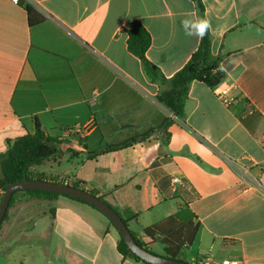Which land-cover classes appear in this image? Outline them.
Listing matches in <instances>:
<instances>
[{"label": "crops", "instance_id": "obj_1", "mask_svg": "<svg viewBox=\"0 0 264 264\" xmlns=\"http://www.w3.org/2000/svg\"><path fill=\"white\" fill-rule=\"evenodd\" d=\"M25 2L46 21L30 27L24 6L0 0V155L39 121L59 155L33 171L136 214L130 229L150 250L144 230L187 209L200 229L185 261L264 264V0H202L226 77L214 89L193 82L184 119L157 100L162 86L129 52L126 30L146 28L147 58L170 78L200 44L181 25L199 18L192 1ZM36 206L15 199L0 230L7 264L31 234L48 243L47 264L51 253L56 264H136L92 207L66 197Z\"/></svg>", "mask_w": 264, "mask_h": 264}, {"label": "trees", "instance_id": "obj_2", "mask_svg": "<svg viewBox=\"0 0 264 264\" xmlns=\"http://www.w3.org/2000/svg\"><path fill=\"white\" fill-rule=\"evenodd\" d=\"M190 1L196 5L199 18H206L205 7L202 0ZM19 4L25 7L30 27L40 25L46 21V17L38 12L32 5L25 4L23 1H20ZM126 33L127 48L131 54L141 61L144 74L148 80L162 86L157 100L178 119L185 118V107L189 99L190 86L193 82H199L210 89H214L219 86L226 77L224 70H221L222 56L214 55L212 52L210 30L200 39L199 47L192 54L188 63L170 78L166 77L161 70L153 65L147 58V52L151 46L152 38L146 28L140 22L134 21L130 28L126 30ZM58 155V140L50 137L44 131L39 121L36 122L34 134L9 141L6 152L0 155V167L2 170V177L0 178V192L2 195L0 197V202L7 185L10 183L28 179L63 184L64 180L47 177L45 174H39L33 171V168L41 166L46 161ZM71 186L83 189L78 183ZM88 192L104 201L103 197L96 192ZM19 193H23L33 199L47 201H52L59 197H66L70 200L88 205L100 212L88 203L69 196L43 191H19L12 196L8 212L0 226V230L4 222L8 219L9 211L13 207L15 198ZM112 209L124 220L129 229V223L137 220L136 214L122 215L117 209L113 207ZM101 214L104 215L103 213ZM104 217L106 216L104 215ZM193 218L194 216L185 209L164 221L146 228L144 233L152 242H159L163 245L165 252L164 257L189 263L183 259L182 251L185 248H190L198 235L200 226L192 222ZM106 219L109 221L110 226L116 229L108 217H106ZM130 231L139 245L151 251L149 245L141 242L131 229ZM117 250L124 258H129L135 261L136 264H149L137 257L129 249L120 234Z\"/></svg>", "mask_w": 264, "mask_h": 264}, {"label": "water", "instance_id": "obj_3", "mask_svg": "<svg viewBox=\"0 0 264 264\" xmlns=\"http://www.w3.org/2000/svg\"><path fill=\"white\" fill-rule=\"evenodd\" d=\"M19 191H43L48 193L60 194L79 199L98 209L114 224L117 231L129 247V249L144 262L149 264H191L182 261H177L164 256L156 255L151 251L146 250L139 245L131 233L130 229L124 220L99 197L90 192L57 182L37 181L24 179L19 182L10 183L7 185L2 200L0 202V226L8 212L10 201L14 193Z\"/></svg>", "mask_w": 264, "mask_h": 264}, {"label": "rangeland", "instance_id": "obj_4", "mask_svg": "<svg viewBox=\"0 0 264 264\" xmlns=\"http://www.w3.org/2000/svg\"><path fill=\"white\" fill-rule=\"evenodd\" d=\"M19 196H23L27 198V201H29L31 204L38 205V207L36 206L35 208V211L38 213H42L43 211H47L49 209V207L46 206V204L49 202L47 200L33 199L23 193H19L15 199H17V197ZM2 236L3 234L0 232V250L2 249V244H3ZM24 239L25 241H28L29 244L25 247H21L20 249H17L14 252V256L12 257L10 264H43V263L47 264L48 253L46 252V248L48 247V243L44 244V246L38 245L39 243L43 244V242H39V239L37 237H34L32 234L31 237H27ZM5 244L6 243H4V245ZM156 244L157 245L155 246L153 245V247L151 248V252H153L156 255L164 256L165 252L163 245L159 242H156ZM52 255L53 253H51L50 262H53L52 264H56L55 262L59 263L57 260L54 261V256ZM19 261L22 263H20ZM7 262L8 260H6V258L4 257L0 258V264H7Z\"/></svg>", "mask_w": 264, "mask_h": 264}, {"label": "clouds", "instance_id": "obj_5", "mask_svg": "<svg viewBox=\"0 0 264 264\" xmlns=\"http://www.w3.org/2000/svg\"><path fill=\"white\" fill-rule=\"evenodd\" d=\"M181 25L187 36H196L200 39L211 29V22L207 18H185L181 21Z\"/></svg>", "mask_w": 264, "mask_h": 264}, {"label": "built area", "instance_id": "obj_6", "mask_svg": "<svg viewBox=\"0 0 264 264\" xmlns=\"http://www.w3.org/2000/svg\"><path fill=\"white\" fill-rule=\"evenodd\" d=\"M12 1L16 4H19L20 1H23L24 3H26L25 1H31V0H12ZM226 102H227V100H226ZM60 180H64V179L61 178ZM173 183L174 184L180 183V179H174ZM63 184L69 185L67 182H65V180H64ZM193 264H238V263L234 262L231 259H224L221 261H216L210 257H201V258L195 259Z\"/></svg>", "mask_w": 264, "mask_h": 264}]
</instances>
